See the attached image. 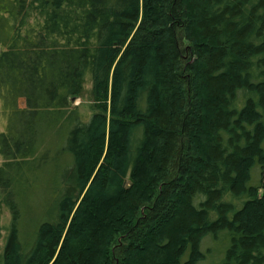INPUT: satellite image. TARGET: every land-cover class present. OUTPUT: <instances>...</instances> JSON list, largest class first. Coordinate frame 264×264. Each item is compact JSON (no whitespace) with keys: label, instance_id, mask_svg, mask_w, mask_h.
I'll use <instances>...</instances> for the list:
<instances>
[{"label":"trees","instance_id":"trees-1","mask_svg":"<svg viewBox=\"0 0 264 264\" xmlns=\"http://www.w3.org/2000/svg\"><path fill=\"white\" fill-rule=\"evenodd\" d=\"M0 160V264H264V0H0Z\"/></svg>","mask_w":264,"mask_h":264},{"label":"rangeland","instance_id":"rangeland-1","mask_svg":"<svg viewBox=\"0 0 264 264\" xmlns=\"http://www.w3.org/2000/svg\"><path fill=\"white\" fill-rule=\"evenodd\" d=\"M88 79H90L89 76H88ZM75 104L80 106V109L83 113H85V114L90 113V98L88 96H84L83 100H78ZM0 164H1V160H0ZM254 180H255V182H258V172H256L254 174ZM213 259L214 258L209 259L208 261H206L202 264H213V262L216 261V258H215V260H213Z\"/></svg>","mask_w":264,"mask_h":264}]
</instances>
